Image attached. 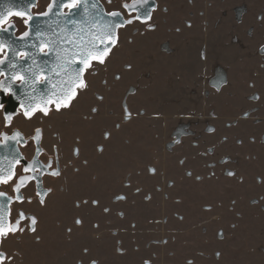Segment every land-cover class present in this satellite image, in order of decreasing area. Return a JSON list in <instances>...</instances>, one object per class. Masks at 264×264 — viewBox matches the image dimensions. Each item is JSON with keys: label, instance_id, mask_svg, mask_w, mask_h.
Listing matches in <instances>:
<instances>
[{"label": "rangeland", "instance_id": "374dc122", "mask_svg": "<svg viewBox=\"0 0 264 264\" xmlns=\"http://www.w3.org/2000/svg\"><path fill=\"white\" fill-rule=\"evenodd\" d=\"M156 1L50 117L64 169L37 232L2 245L14 264H264V0Z\"/></svg>", "mask_w": 264, "mask_h": 264}, {"label": "snow or ice", "instance_id": "6c2138e0", "mask_svg": "<svg viewBox=\"0 0 264 264\" xmlns=\"http://www.w3.org/2000/svg\"><path fill=\"white\" fill-rule=\"evenodd\" d=\"M107 3L111 4L112 0H107ZM150 3L152 0H141L139 4L123 2L120 8L128 12L130 17L128 19H118L123 15V12L119 10L105 12L100 7L99 0H50L46 9L35 13L31 9L38 6V0H25L23 8L5 9L0 12V32L9 33L10 30L15 29L16 25L12 17L21 18L28 29L18 37L10 36L7 41L0 39V66H4L0 68V78H2L0 79V95L16 96L19 101V112L8 113L4 110L3 121L0 122V127L5 129L0 131V148L7 150L6 155L0 158V186L11 189L14 194L9 195L7 190H0V264H14L16 256L19 255V253L9 254L8 251L3 250L4 242L18 234L36 233L39 223L36 215L28 214L23 209L14 213L11 205L13 203L23 205L25 202L31 204L33 196L25 197L23 191L28 190L35 183V197L38 198L41 207H47L45 197L50 195L52 189L43 187L42 178L44 176L58 178L62 175V170L58 167V156L54 159L50 158L47 163H42L39 159L43 152L41 146L43 129L36 127L26 139L19 129H13V117L22 115L28 121L43 120L49 117L53 110L56 112H60L61 109L70 110L74 102L90 89L87 77L97 74V65L107 67L113 49L119 42L118 30L132 24L134 20L147 23L151 19V12L147 10L143 14L131 15L132 12L140 13V10L146 9ZM40 17L55 18L53 23L56 27L53 28L50 24L48 33L42 31L37 23ZM148 27L152 29L154 26L148 25ZM33 36L35 41L30 47L34 51H28L26 47H15L17 40L26 41ZM261 48L264 49V45ZM10 53L13 54L11 58ZM38 55L45 57L52 55L54 61L51 65L48 61L37 63ZM17 57L24 63H18ZM28 61L31 63H27ZM125 67L130 70L132 65L128 64ZM115 79H121L120 75L117 74ZM18 89H23L20 95H17ZM94 95L98 100L103 101V96ZM254 98L258 100L259 96ZM3 109L4 105L0 104V110ZM90 112L98 114L99 109L92 107ZM244 115L247 116V113ZM131 118L132 113L125 104L123 120L129 121ZM115 127L119 128L120 125L117 124ZM207 130L215 131L214 128ZM110 135L109 132H104L105 139H108ZM30 142L35 144V155L28 160L21 153L20 148L30 146ZM53 148L59 151L58 146L53 145ZM73 155L79 157V147L73 149ZM3 161H7V164ZM184 162L180 160L181 164ZM221 162L226 160L222 159ZM84 163L87 164V160ZM147 171L155 175L157 169L148 167ZM226 174L235 175L232 171H227ZM187 175L190 176L191 173ZM197 179L199 180L200 177ZM115 199L126 200L127 197L119 195ZM98 203V200H92L93 205ZM104 211L110 210L105 208ZM120 215L122 216L123 213ZM74 223L81 225L82 220L77 217ZM67 231L70 234L72 229L68 228ZM35 239L39 242L40 238L36 236ZM87 251L85 248V254ZM216 255L219 256V253ZM91 264H97V262L93 260ZM144 264H149V261H145ZM187 264H192V261H188Z\"/></svg>", "mask_w": 264, "mask_h": 264}, {"label": "flooded vegetation", "instance_id": "af4514ba", "mask_svg": "<svg viewBox=\"0 0 264 264\" xmlns=\"http://www.w3.org/2000/svg\"><path fill=\"white\" fill-rule=\"evenodd\" d=\"M49 2H50V0H38V6L35 7V8H32L31 9L32 12L35 13V12L42 11V10L46 9V7H47ZM24 3H25V0H0V12L5 11V9L16 10V9H19V8H23ZM65 11H66V9H65ZM12 20L15 22V25H16L15 29L14 30H10L9 33L0 32V39H3V40L7 41V40H9L10 36L13 37V38L18 37L23 31L28 30L25 27V25L23 24V20L21 18L12 17ZM37 23H39V26H40L41 30L46 28V25H42L41 24L40 18L37 21ZM51 25H52L53 28L56 27L55 23H52ZM48 26H47V29H49ZM34 41H35V37L34 36L31 39L26 40V41L17 40L15 47H26V50L34 51L30 47L31 43L34 42ZM12 55L13 54L10 53V58L12 57ZM16 59H17L18 63H24L23 61H19L18 57ZM43 61H48L49 65H51L53 63V61H54V56L50 55V56L45 57V56L38 55L37 56V63H42ZM27 63L30 64L31 61H28ZM2 67H4V66H0V68H2ZM0 79H2V78H0ZM22 92H23V89H18L17 90V95H20ZM36 102L37 103L39 102V97L37 98ZM18 103H19V101H18L16 96H10L9 94L0 95V104L4 105V109L0 110V122L3 121L4 110H6L8 113L19 112ZM55 112L56 111L53 110L50 113L49 117L43 118V120L34 119L32 121L26 120L22 115H16V116L13 117L14 124H13L12 127H13V129H19L25 135L26 139L28 138L29 134H31L36 127L42 128L43 129V138H42L41 146L43 148V152L41 153L39 159L41 160L42 163H47L50 158L54 159L55 157L58 156L59 157L58 167L62 170V173H63V169L64 168H63V162H62V158H61V153H60V151L57 152L53 148V145H56V144H54L52 142L50 145H48V146L46 145L47 139H48V133H49V126H50L49 120H50L51 116H54ZM39 115L40 114H38V116ZM0 131H5V129L0 127ZM9 134H10V130H9ZM20 151L28 160H31L32 156L35 155V144H34V142H30V146L20 148ZM42 179H43V187L45 189H47V188H51L52 189V192L50 193V195H51L54 192L53 183L57 179V177L44 176ZM0 190H7L9 195H14L11 192V189H4L3 186H0ZM35 191H36L35 183H33V185L28 190L23 191V195L25 197H27L29 195L33 196V202L31 204L25 202L24 206L19 204V203H13L11 205V208H12L13 212L15 213V212L23 209L26 213L33 214L28 209V207L30 205H33V204L39 205L38 198L35 197ZM46 198L47 197H45V199Z\"/></svg>", "mask_w": 264, "mask_h": 264}, {"label": "water", "instance_id": "95a60500", "mask_svg": "<svg viewBox=\"0 0 264 264\" xmlns=\"http://www.w3.org/2000/svg\"><path fill=\"white\" fill-rule=\"evenodd\" d=\"M140 2H141V0H131V1H129L128 3H137V4H139ZM99 3H100V7L106 12V10H105L104 6L102 5V3H101L100 1H99ZM156 8H157V1H156V0H152V3H150L149 5L146 6V9H141V10H140V13L132 12L131 15L133 14L132 16H135V15H137V14H143V12H144L145 10L150 11V12H151V15H152L153 11H154ZM122 12H123L122 17H120V18H118V19H128V18H130V17H128V16H129L128 12L124 11L123 9H122ZM76 18L79 19L80 17H76ZM54 19H55V18H45V17H40V22H41V24H42V25H46V28L43 29L42 31H44V32H46V33L49 32V29H47V26H48L49 24H52ZM134 21H139V22H141L140 20H134ZM134 21H133V22H134ZM61 23H63V22L61 21ZM125 26H126V25H125ZM69 27H71V26L69 25ZM6 153H7V150H6V149H4V148H0V158L4 157V156L6 155ZM3 163H4V164H7V161H3Z\"/></svg>", "mask_w": 264, "mask_h": 264}]
</instances>
